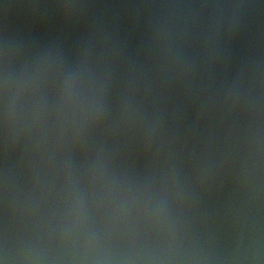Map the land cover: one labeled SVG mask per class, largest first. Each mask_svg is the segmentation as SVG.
Masks as SVG:
<instances>
[{
	"label": "water",
	"instance_id": "95a60500",
	"mask_svg": "<svg viewBox=\"0 0 264 264\" xmlns=\"http://www.w3.org/2000/svg\"><path fill=\"white\" fill-rule=\"evenodd\" d=\"M0 264H264V0H0Z\"/></svg>",
	"mask_w": 264,
	"mask_h": 264
}]
</instances>
